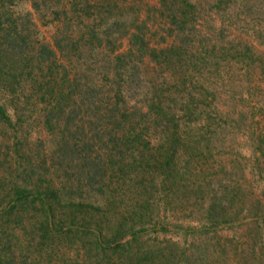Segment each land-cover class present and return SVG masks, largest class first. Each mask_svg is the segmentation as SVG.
<instances>
[{
    "label": "rangeland",
    "instance_id": "rangeland-1",
    "mask_svg": "<svg viewBox=\"0 0 264 264\" xmlns=\"http://www.w3.org/2000/svg\"><path fill=\"white\" fill-rule=\"evenodd\" d=\"M145 1L155 4L154 0ZM251 7L242 9L236 1L219 12L199 0L196 22L187 30L193 37L188 41V46H193L188 52L167 55L159 63L147 55L124 61L133 76L128 91H124L125 106L145 110L150 102H160L161 118H169L173 125L158 127L157 132L154 127H144L141 135L145 145L131 143L120 153L113 152L116 163L112 181L122 172L121 161L131 165L123 168L126 176L104 188L113 195L106 203L95 192L100 185L102 191L105 176L78 189L79 195L73 193L84 182L76 179L79 171L75 157L79 152L64 149L61 141L68 139L70 144L81 140L82 135L49 132L37 120L38 111L30 115L19 133L24 135L25 128L27 138L19 136L18 146L25 149V158L42 153L49 169L45 175L38 171L39 178L31 181L28 171L22 174L29 186L36 185L29 197L41 194L45 180L52 176L59 198L51 216L60 224L59 231L73 229L69 236L67 232L54 233L39 242L42 233L35 222L40 213L36 205L22 212L20 221L14 223L12 216L7 219L3 208L11 184L0 172V217L6 218L5 223L0 220L4 230L0 238L8 239L6 250L14 263L145 264L141 252L150 251L156 264H163L161 260L167 264H264V8ZM12 9L29 10L42 40L51 43L54 25L41 24L29 0L17 2ZM141 16H157L155 23L152 18L146 25L148 41L156 48L167 47L171 42L164 22L167 19L153 9L143 10ZM220 43L228 54L233 52V44L238 50L249 45L255 59L222 56L218 53ZM212 44L214 51L205 54L202 46ZM126 49V39H122L117 51ZM121 74L120 78L124 76ZM173 139L180 142V146L175 145L176 171L173 166L170 172L162 171L157 164L140 167L141 159L157 152L158 143L167 147ZM5 152L8 149L1 147L0 156ZM49 155L52 164L55 160L62 170L54 172L57 170L52 169ZM11 163L14 169L16 163ZM58 181L65 182L66 188ZM81 201L102 211L81 213L76 205ZM137 205H147L149 210L141 217L133 216ZM120 224V232L129 224L137 231L131 243L135 254L127 263L120 255L129 247L112 253L106 248L101 251L94 243L95 232L108 235L104 240H110L114 238L110 233ZM126 238L129 235L120 241Z\"/></svg>",
    "mask_w": 264,
    "mask_h": 264
},
{
    "label": "trees",
    "instance_id": "trees-1",
    "mask_svg": "<svg viewBox=\"0 0 264 264\" xmlns=\"http://www.w3.org/2000/svg\"><path fill=\"white\" fill-rule=\"evenodd\" d=\"M20 1L0 0V149H8V152L0 156V172L4 177L10 178L11 184L5 194L3 215L7 216V219L12 216L11 221L15 223L20 221L19 218H23L22 212L36 205L40 213L35 222L42 233L39 242H44L48 235L54 233L67 232L66 236H69L72 226L66 231H59L60 224L53 221V206L59 196L52 176L45 180L41 194L29 197L36 185L29 186L30 182L26 181L22 174L28 171L31 181L33 177L39 178L38 171L45 175L49 168L46 161L45 164L43 161L46 157L39 151L35 157H24L25 149L18 146L21 144L18 141L19 136L24 140L27 138L25 128L24 135H19L22 124H28L30 115L38 111L37 120L49 132L58 130L61 134L78 132V135H82L79 138L81 140L70 144L68 139L61 141L64 149L70 147L71 151L79 152L75 157L79 171L76 179L81 178L84 182L78 184L73 193L79 195L78 189L83 190V187L88 186L94 179L100 180L105 176L106 182L102 191L100 185L95 192L101 196L104 203L108 202L113 195L109 191L105 193L104 188L126 176L123 168L131 165L121 161L122 172L112 181L116 163L112 157L113 152L120 153L131 143L145 145L141 135L144 127H154L157 132L158 127L167 129L173 125L169 118H161L160 102H150L145 110L129 109L125 106L127 98L124 91H128L127 86L132 83L133 76L127 72L128 65L124 61L131 62L132 56L140 59L147 55L150 61L159 63L160 59L167 55L188 52L193 47L188 46V41L193 37L187 30L194 27L199 0H154V5L145 0H29L30 8L39 22L54 25L50 44L40 37L29 10L12 9ZM204 1L219 12L223 6L236 1L242 9L251 6L254 9L264 8V0ZM147 9H153L157 15L167 19L164 22L167 23L168 36L171 38L167 47L156 48L150 45L146 25L152 18L155 23L157 16H141V12ZM122 39H126L127 49L119 52L117 49ZM218 45V53L223 54L222 56L227 54L232 59H255L249 45H244L238 50L233 44L231 54H228L222 43ZM202 49L208 54L214 51L215 45H203ZM131 67L132 65H129L130 69ZM122 72L124 76L120 78ZM169 144L170 148L158 143L157 152L141 159L140 167L157 164L162 171L170 172L172 166L176 171L175 145L180 146V142L173 139ZM48 159L52 164V155H49ZM11 162L16 163L14 169ZM54 163L51 166L53 170H57L55 173L58 169L62 170L55 160ZM128 179L129 176L126 181ZM58 182L66 188L65 182ZM126 184L127 182L124 185ZM76 205L81 213L83 210L102 211V208H93L83 201ZM135 209L132 215L136 217H141L149 210L147 205H137ZM6 218L0 217V220L5 223ZM82 222L85 224L84 219ZM120 226L121 224L117 230H113V234L110 233L114 238L106 241L104 238L108 235L102 236L100 232H95L94 243L101 251L106 248L112 253L117 249L129 247L126 254L120 255L127 258V263L135 254L131 243L136 240L137 231L134 230L133 224H129L120 232ZM3 232L1 228L0 234ZM126 235H129V238L120 241ZM7 245L8 239L0 238V264H17L6 250ZM141 253L145 264H156L153 253ZM161 261L167 264L165 260ZM19 264L28 262L20 260Z\"/></svg>",
    "mask_w": 264,
    "mask_h": 264
}]
</instances>
